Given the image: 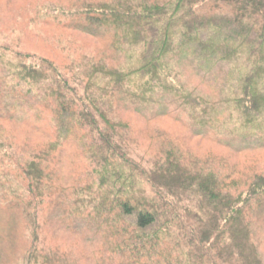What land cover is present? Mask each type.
<instances>
[{
	"label": "trees",
	"instance_id": "16d2710c",
	"mask_svg": "<svg viewBox=\"0 0 264 264\" xmlns=\"http://www.w3.org/2000/svg\"><path fill=\"white\" fill-rule=\"evenodd\" d=\"M53 4L59 59L0 40L10 262L262 264L264 0ZM74 33L99 45L62 44ZM136 118L154 127L138 133ZM167 119L259 160L190 159ZM52 222L80 227L91 252L56 242Z\"/></svg>",
	"mask_w": 264,
	"mask_h": 264
},
{
	"label": "rangeland",
	"instance_id": "374dc122",
	"mask_svg": "<svg viewBox=\"0 0 264 264\" xmlns=\"http://www.w3.org/2000/svg\"><path fill=\"white\" fill-rule=\"evenodd\" d=\"M53 1L58 0H0V40L17 44L22 48L30 47L27 49H31L32 51H35V49L40 50L43 54L51 58L55 57L53 54L54 52L61 55L54 46L50 45L51 38H48V35H46V31L52 32V28L55 27V20L52 18L56 14L55 7L52 6L54 5ZM62 1L64 2L66 0ZM72 36H74L72 39L69 38V35L62 36V44H65V42L69 40H73L74 42L82 44L87 43L92 47L99 45L98 40L92 39L89 36L75 33L72 34ZM56 58L59 59L58 57ZM56 58L54 59L56 60ZM218 81L220 83L222 80L219 78ZM225 93V90L220 89L218 95L224 96ZM135 120L138 133L154 127L151 124H146L140 118H136ZM162 124L165 130L172 132L179 139L190 159L201 161L207 157H216L218 159H223L232 166H239L242 162L246 165L248 162H256L259 160V153H245L240 155L233 152L232 148H228V150L224 147L214 145L208 140L196 139L189 134L184 127L173 123L170 119L163 121ZM140 136L142 139L140 140L141 146H145L148 140L142 138V135ZM150 144L152 143L150 142ZM261 210H259L257 223L254 227L258 234H263L264 236V212ZM51 227L52 228L49 230L50 237L56 242H62L66 245L71 244L84 254H88L93 249V242L91 239H89L90 241L87 240L88 242L86 241V243L80 240V227L76 228L73 233L66 228H58L53 222ZM7 233L8 231L0 226V264H12L10 259H14V256L9 253L13 246L7 241ZM260 257L262 264H264V245L261 246ZM14 264H23V262L21 259L19 261L15 259ZM80 264L92 263L90 260H85Z\"/></svg>",
	"mask_w": 264,
	"mask_h": 264
}]
</instances>
